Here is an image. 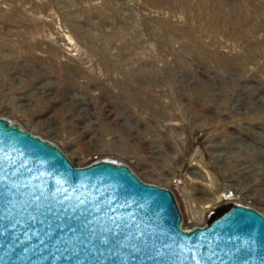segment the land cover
Masks as SVG:
<instances>
[{
	"label": "rangeland",
	"instance_id": "rangeland-1",
	"mask_svg": "<svg viewBox=\"0 0 264 264\" xmlns=\"http://www.w3.org/2000/svg\"><path fill=\"white\" fill-rule=\"evenodd\" d=\"M169 187L183 227L264 213V0H0V118Z\"/></svg>",
	"mask_w": 264,
	"mask_h": 264
},
{
	"label": "water",
	"instance_id": "water-1",
	"mask_svg": "<svg viewBox=\"0 0 264 264\" xmlns=\"http://www.w3.org/2000/svg\"><path fill=\"white\" fill-rule=\"evenodd\" d=\"M0 264H264V213L191 230L174 192L111 160L76 165L0 118Z\"/></svg>",
	"mask_w": 264,
	"mask_h": 264
},
{
	"label": "trees",
	"instance_id": "trees-1",
	"mask_svg": "<svg viewBox=\"0 0 264 264\" xmlns=\"http://www.w3.org/2000/svg\"><path fill=\"white\" fill-rule=\"evenodd\" d=\"M230 209H231V208H230ZM230 209H229V210H230ZM226 212H227V211H226ZM224 213H225V212H224ZM224 213H223V214H224ZM223 214H221L220 216H222ZM220 216H218V217H220ZM218 217H217V218H218ZM215 219H216V218H215ZM215 219H214V220H215ZM214 220H213V221H214ZM213 221H212V222H213Z\"/></svg>",
	"mask_w": 264,
	"mask_h": 264
},
{
	"label": "bare ground",
	"instance_id": "bare-ground-1",
	"mask_svg": "<svg viewBox=\"0 0 264 264\" xmlns=\"http://www.w3.org/2000/svg\"><path fill=\"white\" fill-rule=\"evenodd\" d=\"M10 121H12V120H10Z\"/></svg>",
	"mask_w": 264,
	"mask_h": 264
}]
</instances>
